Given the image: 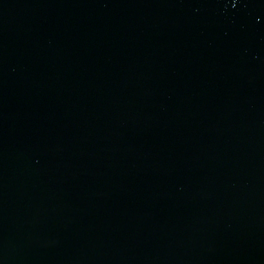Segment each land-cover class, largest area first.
<instances>
[{"label": "water", "instance_id": "water-1", "mask_svg": "<svg viewBox=\"0 0 264 264\" xmlns=\"http://www.w3.org/2000/svg\"><path fill=\"white\" fill-rule=\"evenodd\" d=\"M0 264H264V0H0Z\"/></svg>", "mask_w": 264, "mask_h": 264}]
</instances>
